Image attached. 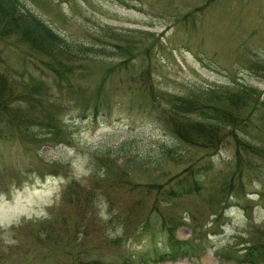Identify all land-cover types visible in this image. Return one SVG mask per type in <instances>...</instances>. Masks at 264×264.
I'll list each match as a JSON object with an SVG mask.
<instances>
[{"label": "rangeland", "instance_id": "rangeland-1", "mask_svg": "<svg viewBox=\"0 0 264 264\" xmlns=\"http://www.w3.org/2000/svg\"><path fill=\"white\" fill-rule=\"evenodd\" d=\"M15 1L79 55L66 84L16 37L0 41L19 109L0 119V264L161 248L162 216L190 255L147 264H249L243 250L264 232V0ZM242 86L253 88L246 106L221 100ZM210 90L239 128H222L216 149L184 145L161 96ZM242 143L250 151L237 153ZM200 166L211 168L198 193L165 197L175 175Z\"/></svg>", "mask_w": 264, "mask_h": 264}, {"label": "trees", "instance_id": "trees-1", "mask_svg": "<svg viewBox=\"0 0 264 264\" xmlns=\"http://www.w3.org/2000/svg\"><path fill=\"white\" fill-rule=\"evenodd\" d=\"M10 36L16 37L15 45L26 46L32 53L39 55L38 57L45 58L44 67L58 80L65 81L66 84L69 82V75L72 74L74 68L70 60L78 56L79 51L75 52L58 33L32 12L19 6L15 0H0V41H7ZM4 69L5 72L0 71V119L7 112H13L14 114L19 112L18 107H11L13 89L8 85V78H15V76L10 73L9 66ZM146 89L153 97V88L150 90L146 87ZM34 90L37 94H41L44 91L43 85L35 86ZM251 91H253V88L242 86L236 93L225 94L222 99L214 90L200 94H167L164 97L161 96L165 102L163 114L166 117L167 124L171 125L182 144L204 145L207 149H216L219 142L223 141L219 134L220 130L225 127L238 129L240 122L237 114L234 115V112L225 110L223 105H216L215 101L221 99L223 102L242 108L249 102ZM156 102L158 101L156 100ZM97 107L98 103L95 101L93 108L97 109ZM5 109L7 110L4 112ZM43 112L44 121L47 120L48 122V120L54 119V112L47 111L45 108H43ZM246 150L250 151V146L243 143L241 146H236L237 153ZM166 152L169 154V149L164 150L163 155ZM207 167L208 169L211 168V166H200L196 170L185 169L175 175L176 179L164 193L165 197L167 199L180 198L198 193L203 187L201 175ZM221 187L222 194H218L214 200L216 209L212 213L214 215L219 214L221 206L227 203L228 190L232 188L229 182ZM226 189L228 190L225 191ZM238 191H240L239 188ZM161 227L166 234L161 248L153 246L123 256L118 260L89 259V264H147L149 262L175 260L190 255L187 242L176 237L175 225L169 217L162 216ZM108 244L115 246L117 240H109ZM243 251L241 259L244 262L249 264L264 262V232L259 235V241L250 243Z\"/></svg>", "mask_w": 264, "mask_h": 264}]
</instances>
